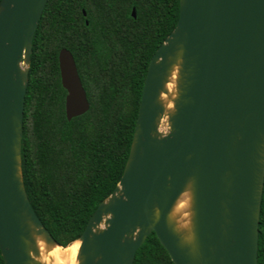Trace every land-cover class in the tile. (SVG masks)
Returning a JSON list of instances; mask_svg holds the SVG:
<instances>
[{
  "label": "water",
  "instance_id": "1",
  "mask_svg": "<svg viewBox=\"0 0 264 264\" xmlns=\"http://www.w3.org/2000/svg\"><path fill=\"white\" fill-rule=\"evenodd\" d=\"M47 1L0 0L4 264H43L37 237L61 247L33 210L21 175L28 66ZM175 66L176 97L167 113L161 95ZM58 69L69 121L86 113L89 103L65 48ZM164 117L166 132L160 130ZM263 182L264 0H178L175 27L147 68L121 178L77 239V264H133L151 232L173 264H257ZM186 191L188 235L171 218Z\"/></svg>",
  "mask_w": 264,
  "mask_h": 264
},
{
  "label": "trees",
  "instance_id": "2",
  "mask_svg": "<svg viewBox=\"0 0 264 264\" xmlns=\"http://www.w3.org/2000/svg\"><path fill=\"white\" fill-rule=\"evenodd\" d=\"M177 19L178 0L47 1L28 66L21 175L33 210L61 247L79 238L118 184L150 59ZM63 48L73 56L89 103L69 121L58 69ZM133 264L173 262L151 232ZM257 264H264V182Z\"/></svg>",
  "mask_w": 264,
  "mask_h": 264
},
{
  "label": "bare ground",
  "instance_id": "3",
  "mask_svg": "<svg viewBox=\"0 0 264 264\" xmlns=\"http://www.w3.org/2000/svg\"><path fill=\"white\" fill-rule=\"evenodd\" d=\"M178 79V66L173 67L171 75L166 84V94L161 95V101L167 111L170 113L173 110V100L176 97V82ZM191 194L189 191L183 193L176 201L172 212L171 218L176 223V228L185 235L189 234L191 227ZM37 247L39 250L38 260L47 264H77L78 250L80 241L73 242L67 248L55 245H49L44 242L42 237L36 238Z\"/></svg>",
  "mask_w": 264,
  "mask_h": 264
},
{
  "label": "rangeland",
  "instance_id": "4",
  "mask_svg": "<svg viewBox=\"0 0 264 264\" xmlns=\"http://www.w3.org/2000/svg\"><path fill=\"white\" fill-rule=\"evenodd\" d=\"M168 129V124H167V120H166V117H164L161 121V124H160V130L162 132H166ZM47 264H50L47 260H44Z\"/></svg>",
  "mask_w": 264,
  "mask_h": 264
}]
</instances>
